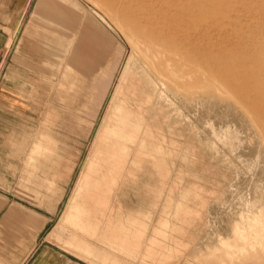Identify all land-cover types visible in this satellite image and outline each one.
Wrapping results in <instances>:
<instances>
[{
	"label": "rangeland",
	"instance_id": "obj_1",
	"mask_svg": "<svg viewBox=\"0 0 264 264\" xmlns=\"http://www.w3.org/2000/svg\"><path fill=\"white\" fill-rule=\"evenodd\" d=\"M49 16L71 30L67 48ZM50 30L59 48L43 42ZM131 49L181 86L237 80L264 67V0H0V132L18 135L13 193L49 217L32 234L30 262L264 264V240L248 225L233 229L264 201L263 136L234 102L207 95L181 107L186 130L164 149L173 182L155 183L151 230L126 220L136 198L117 200L120 180L86 190L94 140L121 91L133 89L120 81ZM155 130L162 144L163 126ZM97 190L100 200L90 197Z\"/></svg>",
	"mask_w": 264,
	"mask_h": 264
},
{
	"label": "bare ground",
	"instance_id": "obj_2",
	"mask_svg": "<svg viewBox=\"0 0 264 264\" xmlns=\"http://www.w3.org/2000/svg\"><path fill=\"white\" fill-rule=\"evenodd\" d=\"M58 10L64 11L66 9L60 7ZM52 18L53 17L49 16V18H43V20L50 24V22L53 21ZM62 18L65 19L64 16ZM54 21L60 26L58 31L61 36L59 37L65 41L62 43L64 47L67 48L70 34H67L66 30L70 29L64 21L56 19H54ZM94 22L91 21V23ZM95 23L98 25V30L104 33L100 24L97 22ZM50 31V37H42L43 42H46L51 48H59L60 42L57 38L52 36V34L55 35V32H52V30ZM120 81L125 82L126 89L129 88V86H127L129 81L132 82L133 89L130 90L128 95L122 94L123 91H121V99L111 105L110 115L107 120L103 122L94 140V144L91 147L86 172L82 181L87 188L86 190L91 191L92 189H96L103 181L112 183L113 181L120 180L119 182H122V185L117 189V200H119V196L127 200H131V197L132 199L133 197L136 198V210H132V212H135H126L124 214L130 225L136 223L138 219H143L142 223L144 225L148 223L149 230L154 226L155 219L153 218V214L158 208L155 209L156 205H158L156 204V201H158L156 198L158 196L154 194L153 190L155 188V183L157 184L159 181H166L168 185L173 182V174L170 173L173 161L164 156V149L169 147L168 141L173 139L175 133H178L179 130H186V125L184 123V128L182 124V126L179 125L182 120L181 116H183L182 108L186 110L185 108L188 109L194 102L204 101L207 95L211 98L216 97L234 102V105H240V107L244 109V113L246 112L249 117L253 118L258 130L263 136L262 139L264 144L263 66H258L254 70L242 71L237 80L228 81L226 79L215 78L210 80L209 84L202 87H194L191 85L185 87L179 85L180 82L176 76H164L145 56L137 53V50L134 51L131 49L126 66L120 74ZM132 85H130V87H132ZM128 100L129 104H127ZM157 125L163 126L161 134L162 144H158V140L156 141L158 133L155 127ZM168 150H170V148ZM146 181L151 185L149 187V192L141 187V184ZM106 187L108 188V186ZM101 194L102 192L100 193V190H97L95 193L92 192L90 197L95 200H100ZM103 196L105 197V195ZM159 201H161V199H159ZM111 202H113V200ZM156 211H158V209ZM263 216L264 201L263 207L260 210L256 211V213L245 215L241 223H235L233 225L235 226L233 229L237 227L242 229L244 225H248L252 228L250 230L253 237L256 240L263 241ZM238 239H240V237ZM221 242L224 243V241ZM197 250L198 249H196L195 252L199 253Z\"/></svg>",
	"mask_w": 264,
	"mask_h": 264
},
{
	"label": "crops",
	"instance_id": "obj_3",
	"mask_svg": "<svg viewBox=\"0 0 264 264\" xmlns=\"http://www.w3.org/2000/svg\"><path fill=\"white\" fill-rule=\"evenodd\" d=\"M0 134L7 140L0 142L6 145L0 146V264H37L38 260L30 262L34 251L32 234L48 223V213L34 210L13 193L15 167L12 164L15 161L8 155L15 156L18 135L14 132ZM36 146L40 147V142L34 145L35 149Z\"/></svg>",
	"mask_w": 264,
	"mask_h": 264
}]
</instances>
